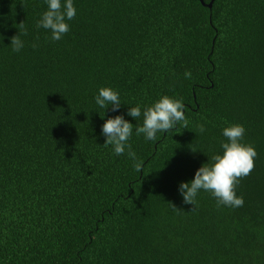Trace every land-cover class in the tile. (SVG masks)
<instances>
[{"label":"trees","instance_id":"16d2710c","mask_svg":"<svg viewBox=\"0 0 264 264\" xmlns=\"http://www.w3.org/2000/svg\"><path fill=\"white\" fill-rule=\"evenodd\" d=\"M209 1L73 0L52 41L36 27L45 0H0V264H264V0ZM101 88L120 109L96 104ZM162 96L183 103L187 129L150 141L135 127ZM117 115L135 161L103 145ZM235 124L257 153L243 206L201 190L191 211L180 183Z\"/></svg>","mask_w":264,"mask_h":264},{"label":"clouds","instance_id":"9594fccd","mask_svg":"<svg viewBox=\"0 0 264 264\" xmlns=\"http://www.w3.org/2000/svg\"><path fill=\"white\" fill-rule=\"evenodd\" d=\"M45 2L48 6L47 10L37 21L36 27L50 30L51 40L59 41L69 31L66 20H72L76 15L73 0H65L63 10L61 0H45ZM20 24L23 27V23ZM23 34L27 35V31L25 30ZM10 40L13 52H19L23 48L24 43L19 34L12 36ZM36 46L33 44V47ZM190 77L191 73L185 72V78ZM95 102L104 110L111 105L112 111H117L122 105L119 94L110 88L99 89ZM183 109L184 105L180 100L162 96L153 105L145 108L142 126L135 127V133L143 134L147 140L155 141L158 132L166 133L174 129L179 122H183L187 129L188 121ZM127 115L136 120L141 116V108L139 106L131 107ZM133 129V124L125 120L123 116L117 115L107 119L102 125V134L106 137L103 145L105 147L111 145L117 156L124 154L127 148L128 157L135 161L136 153L131 150V145L128 143ZM198 130L203 133L204 125H199ZM222 134L227 138V142L221 143L223 154L214 155L213 163L210 166L206 163L203 164L196 170L194 178L190 182H181L179 185L178 190L183 198V203L193 205L191 211L195 210L196 197L201 190L211 193L216 198L218 207L224 205L238 208L244 204L243 197L237 196L235 189L242 178L251 174L257 153L251 145L241 143L245 134V128L242 125L235 124L225 127ZM134 167L139 172L142 163L136 162ZM168 203L174 210H179L174 204Z\"/></svg>","mask_w":264,"mask_h":264},{"label":"water","instance_id":"95a60500","mask_svg":"<svg viewBox=\"0 0 264 264\" xmlns=\"http://www.w3.org/2000/svg\"><path fill=\"white\" fill-rule=\"evenodd\" d=\"M198 1H199L200 3H202L201 0H198ZM212 1H213V0H210V1L208 2V4L206 5L207 8H210Z\"/></svg>","mask_w":264,"mask_h":264}]
</instances>
